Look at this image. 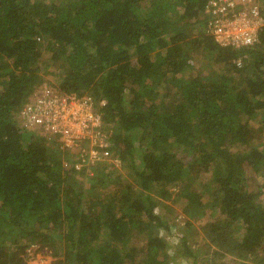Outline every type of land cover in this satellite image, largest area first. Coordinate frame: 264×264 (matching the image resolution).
Masks as SVG:
<instances>
[{
  "label": "trees",
  "instance_id": "16d2710c",
  "mask_svg": "<svg viewBox=\"0 0 264 264\" xmlns=\"http://www.w3.org/2000/svg\"><path fill=\"white\" fill-rule=\"evenodd\" d=\"M211 2L0 0V264H27L32 245L55 264H170L154 192L171 199L176 184L174 201L216 216L203 227L214 262L264 256L263 187L250 184L264 175V26L254 45L222 46ZM196 53L217 67L194 75ZM49 73L54 92L93 97L124 170L96 162L89 176L24 125ZM190 235L176 258L197 257Z\"/></svg>",
  "mask_w": 264,
  "mask_h": 264
},
{
  "label": "built area",
  "instance_id": "2783aa9c",
  "mask_svg": "<svg viewBox=\"0 0 264 264\" xmlns=\"http://www.w3.org/2000/svg\"><path fill=\"white\" fill-rule=\"evenodd\" d=\"M218 1L212 0L207 7L206 12L212 18L206 32L222 46L239 48L257 43L264 26V0ZM36 91L19 111L27 128L57 138L64 150L78 155L75 162L78 171L113 158L102 114L91 95L56 93L46 83ZM26 261L27 264H55L56 259L47 247L32 245L26 249Z\"/></svg>",
  "mask_w": 264,
  "mask_h": 264
},
{
  "label": "rangeland",
  "instance_id": "374dc122",
  "mask_svg": "<svg viewBox=\"0 0 264 264\" xmlns=\"http://www.w3.org/2000/svg\"><path fill=\"white\" fill-rule=\"evenodd\" d=\"M193 57L195 66L192 69V73L194 75L198 74V72L200 71L199 67H203L204 64H210L214 65V67H217L216 62L213 59L204 56L203 54L196 53L193 54ZM48 70L52 72L51 68ZM201 71H203V69ZM207 74L208 71L204 69L203 75ZM60 80L61 79L59 78V76L52 75L50 73L45 75V81H47L46 84L49 87L50 83L56 84L60 82ZM166 90L168 92H172L174 89H172L169 85L167 86ZM134 141L137 145H139V143H141V138L136 136V138H134ZM109 161L118 166L121 170H124L120 158H111ZM86 174L92 176L94 175V172L93 170L87 168ZM210 176L211 175L208 174L204 177H201V179L199 180L200 182L197 185L200 188H203L202 183L209 181ZM250 184L251 188L256 191H258V187H263L261 189L262 193H260V196L258 197L257 201L259 203L264 204V175L256 176V178L250 181ZM181 185L182 184H176L172 186L171 199L165 200L164 198H159L154 192V195L159 201L158 206L156 207V213L161 216L163 221H165L168 225L171 226V229H169L168 231H165L164 229L161 231V235L166 238V241L170 246L168 250L170 264H264L262 262H259L260 259L262 260L264 258L263 255L259 257H242L238 255H232L230 257V261L228 256V258H226L225 260L222 258L214 262L213 254L214 251L218 248L212 241H210L208 236H206L203 227L209 221H214L216 219V216L212 217L213 212L210 208H205L204 213L201 215V212L195 211V208L191 205H187L184 200L181 201V199H179L177 202L174 201L175 195H177V193H179L181 190ZM200 215L201 217L197 218ZM187 233L191 234L190 236H192L193 234V241L191 242V251L194 254L196 253L197 257L194 259L190 254L189 257L183 255L180 256V258H176V254L179 251L178 248H181L182 252L186 251L183 246L180 245L182 243V237ZM209 245L211 248L209 247ZM53 255L55 257L54 253Z\"/></svg>",
  "mask_w": 264,
  "mask_h": 264
}]
</instances>
